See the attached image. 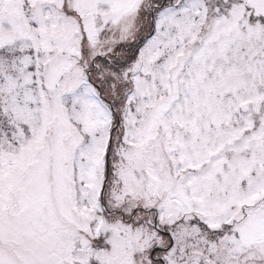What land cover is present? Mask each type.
<instances>
[{
	"label": "snow or ice",
	"instance_id": "6c2138e0",
	"mask_svg": "<svg viewBox=\"0 0 264 264\" xmlns=\"http://www.w3.org/2000/svg\"><path fill=\"white\" fill-rule=\"evenodd\" d=\"M0 264H264V0H0Z\"/></svg>",
	"mask_w": 264,
	"mask_h": 264
}]
</instances>
